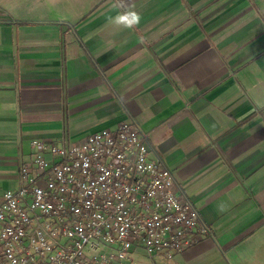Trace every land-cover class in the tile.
Masks as SVG:
<instances>
[{
	"label": "crops",
	"instance_id": "0c3cea01",
	"mask_svg": "<svg viewBox=\"0 0 264 264\" xmlns=\"http://www.w3.org/2000/svg\"><path fill=\"white\" fill-rule=\"evenodd\" d=\"M132 119L214 237L119 264H264V0H0V193L32 139Z\"/></svg>",
	"mask_w": 264,
	"mask_h": 264
},
{
	"label": "built area",
	"instance_id": "2783aa9c",
	"mask_svg": "<svg viewBox=\"0 0 264 264\" xmlns=\"http://www.w3.org/2000/svg\"><path fill=\"white\" fill-rule=\"evenodd\" d=\"M31 144L17 187L0 193V264H119L133 249L170 259L214 237L134 119Z\"/></svg>",
	"mask_w": 264,
	"mask_h": 264
},
{
	"label": "clouds",
	"instance_id": "9594fccd",
	"mask_svg": "<svg viewBox=\"0 0 264 264\" xmlns=\"http://www.w3.org/2000/svg\"><path fill=\"white\" fill-rule=\"evenodd\" d=\"M140 16L135 11H127L116 17H109V22L115 25H123L124 28L132 29L134 25L140 23Z\"/></svg>",
	"mask_w": 264,
	"mask_h": 264
},
{
	"label": "rangeland",
	"instance_id": "374dc122",
	"mask_svg": "<svg viewBox=\"0 0 264 264\" xmlns=\"http://www.w3.org/2000/svg\"><path fill=\"white\" fill-rule=\"evenodd\" d=\"M134 250H131L130 252H129V254H133L134 252H133ZM146 253V252H145ZM147 255H152V254H148V253H146Z\"/></svg>",
	"mask_w": 264,
	"mask_h": 264
}]
</instances>
